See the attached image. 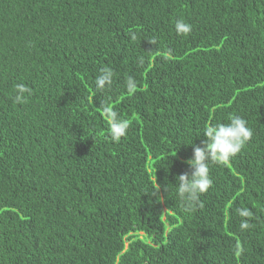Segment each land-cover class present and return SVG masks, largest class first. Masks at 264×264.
Returning a JSON list of instances; mask_svg holds the SVG:
<instances>
[{
	"label": "trees",
	"instance_id": "obj_1",
	"mask_svg": "<svg viewBox=\"0 0 264 264\" xmlns=\"http://www.w3.org/2000/svg\"><path fill=\"white\" fill-rule=\"evenodd\" d=\"M233 115L253 135L186 212L176 178ZM0 264H264V0H0Z\"/></svg>",
	"mask_w": 264,
	"mask_h": 264
},
{
	"label": "clouds",
	"instance_id": "obj_2",
	"mask_svg": "<svg viewBox=\"0 0 264 264\" xmlns=\"http://www.w3.org/2000/svg\"><path fill=\"white\" fill-rule=\"evenodd\" d=\"M174 27L178 35H187L191 32V25L183 19H177ZM148 42L150 44L157 43L155 38L149 39ZM139 62L142 65L145 62L144 57H140ZM113 77L114 73L111 68H102L94 80L95 90L103 92L107 88H111ZM125 88L129 92L135 90L136 81L133 77L129 76L126 79ZM15 93L14 102L22 104L26 102L27 95H31V89L23 83H18L15 85ZM99 108L103 119L108 124L109 137L113 142H119L127 134L130 127L129 121L119 115L108 99H102ZM203 134L206 139L201 142L202 146L194 145L193 155L186 161L190 172H184L176 178L177 195L186 212H194L197 207H203L200 197L208 191L213 183L209 164H228L253 135L246 120L237 115L231 116L227 123L208 124ZM155 191L156 189L152 190L153 194ZM236 211L241 218V230H248L252 227L250 224V218L253 216L252 211L247 207L238 208ZM237 250H239V245H237Z\"/></svg>",
	"mask_w": 264,
	"mask_h": 264
}]
</instances>
